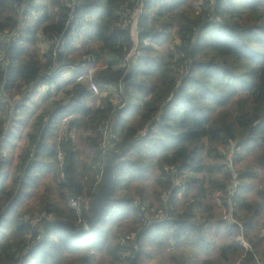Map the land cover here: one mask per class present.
Segmentation results:
<instances>
[{
	"label": "trees",
	"instance_id": "1",
	"mask_svg": "<svg viewBox=\"0 0 264 264\" xmlns=\"http://www.w3.org/2000/svg\"><path fill=\"white\" fill-rule=\"evenodd\" d=\"M76 2L74 24L87 21L85 30L68 26L72 0H0V41L20 29L16 42H0L6 61L0 62V151L28 141L15 174L8 159H0V264H63L80 252L86 254L71 264H96L98 252L120 261L127 251L126 264H161L156 251L165 247V234L204 248L223 229L226 242L203 264H258L264 259V234L257 231L264 184L254 189L251 181L264 177V0H144L139 56L131 68L119 70L105 65L104 55L122 63L135 46L138 0ZM63 35L65 45L57 47ZM76 36L78 48L71 40ZM177 39L176 50L166 54L146 44L162 47ZM86 56L98 60L97 82L104 87L123 82L129 97L107 150L103 131L116 105L103 101L95 108L97 99L86 84L57 75L43 98L49 108L31 114V96L13 107L33 85L50 79L55 61L77 65ZM66 116L74 119L58 146ZM146 126L148 135L141 138ZM243 143L252 151L257 145L261 155L256 168L237 175L240 162L229 166L227 149L238 156ZM109 157L115 172L112 203L97 227L83 229L68 202L81 199L85 214L92 215ZM253 190L260 200H249ZM151 194L157 203L153 216L159 218L144 223L139 216ZM32 202L43 215L33 212ZM230 206L243 214L242 221L230 220ZM38 216L42 221L35 225ZM133 217L140 226L133 229L136 237H128L125 246H109L113 228Z\"/></svg>",
	"mask_w": 264,
	"mask_h": 264
},
{
	"label": "rangeland",
	"instance_id": "2",
	"mask_svg": "<svg viewBox=\"0 0 264 264\" xmlns=\"http://www.w3.org/2000/svg\"><path fill=\"white\" fill-rule=\"evenodd\" d=\"M203 0H200V3H202ZM198 7H199V4L196 3L194 5V8L198 10ZM55 12V11H54ZM56 13V12H55ZM214 28V26H213ZM150 41H146V44L147 45H150L153 47L154 50L158 51V52H161L163 54H166L168 51H172V50H176L175 49V46L179 45V40H175L173 43L171 44H165L163 45L162 47L158 46V45H152L151 43H149ZM41 55L44 54L43 51L40 52ZM40 55V56H41ZM109 54H105L104 55V63L105 65H109L110 67H113L114 70H119L121 69L122 66L124 63H118V62H113L111 64H108L109 60H108V57ZM118 64V65H117ZM120 67V68H119ZM96 76V75H95ZM97 84H99L100 86V93L99 95L95 98L97 99L96 101H99L100 104L102 105L103 101L105 102H109V101H114L116 100V95L114 94V91H111V92H106L103 87L99 82H97ZM46 95V94H45ZM45 95L43 96V98H45ZM125 104L123 103H120V102H115L114 105H117V109L113 115V117L111 118L110 120V125L108 127V130L107 131H103V137H105V142H106V145H105V150H107L109 148V145L111 144L112 145V139H113V132H114V127L117 125L118 123V120H119V113L122 109V106L125 105L127 106L129 104V97H128V93L125 91ZM23 96V95H22ZM22 96H19L15 103H20L22 101L21 104H19L20 106L24 105V102L31 96H28V97H22ZM22 97V98H21ZM33 96H31V99H32ZM42 99H39L38 101H36V103H32L31 100L28 101V105L31 106V114L36 111V113L38 112H41L42 111V108L45 107V109L49 108L48 105H46L44 102V100ZM38 105H41L40 107H38ZM19 106V107H20ZM100 106V105H99ZM31 114H29V118L31 116ZM74 118L68 120V122H63L62 121V125H61V133L59 134L62 135V138L64 139V136L67 134V132L69 131V128H70V123L73 121ZM64 123V124H63ZM146 130H149V126H146L145 127ZM27 133V131L25 130L24 132V135ZM73 139L78 142V136L79 134L75 133V131H73ZM116 137V141H119L120 140V137L119 136H115ZM4 138V137H3ZM62 142L63 141H59L58 140V146H61L62 145ZM19 145H23V146H19ZM28 145V141L26 140V138H24L22 140V142H20L15 148H10L9 150L7 151H0V159L1 158H7L8 159V162H9V169L12 170V172L15 174V170L16 168L18 167L19 165V156L20 154H22L23 152V149H25V147ZM250 148H253V149H256L255 151H252L251 149H248L247 145L245 143H243V149L241 150L240 152V149H238V153L240 152V154L238 156H235V151L234 152V160L233 162L236 163L237 160L240 162L239 163V167L235 168V171L238 174L239 173V169H254L257 167V158L259 157V155H261V150L259 151V148L260 147H257V145H252ZM224 150V151H223ZM222 151L223 152H226V149H223ZM228 150V149H227ZM62 152V156H60L59 154V159H63L64 157V152L60 149H58V153L59 152ZM225 154V153H224ZM227 158L229 159V155H227ZM231 158H233V155H231ZM209 162V160H208ZM228 162V160H227ZM229 163V162H228ZM212 164V163H210ZM1 172V171H0ZM179 179H182V178H179ZM178 179H176L177 181ZM185 180V179H183ZM264 180V177L262 175H259L258 178H256L254 181H251L252 183H254V189H257L260 187V185L264 184L262 183V181ZM180 181V180H179ZM251 182H247V183H251ZM1 183V182H0ZM177 183V182H176ZM175 183V184H176ZM180 183V182H179ZM178 183V184H179ZM251 183V185H252ZM260 183V184H259ZM153 184V181L151 182V185ZM151 188H153L151 186ZM153 191H151L152 193ZM168 195V193H167ZM167 195H164L163 196V200L164 201H167ZM179 197L180 199H183V195L182 194H179ZM248 198L249 200H260L256 191H251L248 195ZM76 199H73L71 198L68 202V207L70 208V210H72L71 208V202L72 201H75ZM139 201V199H137ZM148 203H146V208H145V214L144 215H141L139 216L140 217V221H143L145 220L144 223H147L148 221H152L153 218L155 216L154 213L156 212V207H157V203H156V198L153 197V195L151 194L150 198L147 199ZM83 205H87L86 202L82 201ZM33 204V208H34V213H37V214H40V215H43L42 212L39 210V206L37 203L35 202H32ZM151 204H154L155 208H151L150 209V206H152ZM84 207V208H85ZM231 208V206H230ZM73 211V210H72ZM33 213V214H34ZM41 217V216H38V218ZM53 218V216H51ZM230 220L232 222H240L242 221L243 219V214H239L235 212V209H232L231 208V212H230ZM138 218V216H137ZM136 218V220H137ZM156 218V217H155ZM218 220V219H217ZM80 223V222H79ZM258 225H257V231L258 230H261L264 234V210L262 211L258 221H257ZM84 228L83 229H87L88 230V227L87 226V222L85 220V222H82L80 223ZM86 224V225H85ZM115 226L114 223L111 224V227ZM138 227V228H137ZM140 226H137L136 224V221H135V217L130 218L128 219L123 225L122 227H114L113 228V235L110 236V239H109V246H117V245H120V246H125L126 243V239L131 238V239H134L136 237V234L133 235V232L134 228H137V230L139 229ZM166 237V234L164 235V238ZM43 238V236H41V238H39L40 240ZM163 238V239H164ZM39 240V241H40ZM226 237L224 235V229L223 231L217 235V237H209V244H205L204 245V248H200V246H192V250L191 253L193 252H196V251H201V250H204L206 251L200 258H194L195 260H190L188 261L187 263L189 264H203V262L205 260H208V259H215L216 256L218 255L219 253V247L220 245H223V243L226 242ZM164 241V245L165 247L156 251L157 253V259L161 264H173V263H177V262H180V261H185V257L184 255L188 253L187 249L191 250V248H188L190 247V240L187 239L185 241H182L180 243H175L176 241H174L172 238H170V235H168V241L169 243L166 242V240H163ZM38 242V241H37ZM246 242V241H245ZM181 243L183 244V246L185 247V249H178V246L181 245ZM247 243V242H246ZM248 244V243H247ZM251 247V246H250ZM246 251H251L252 248H249L248 250L245 249ZM86 252H91L90 250H87L86 249ZM82 254H86V253H83V252H80L79 254H74L72 255L71 257H68L67 259H65L63 261V264H71V262L75 259L77 260V258H79ZM88 254V253H87ZM98 254H100L98 252ZM128 256H130L129 252L127 251V253H124L123 255H119V257H121L120 261H116L115 259H112V257L110 255H108V253H106L103 257L100 258V255L97 256V263L96 264H126V259L129 258ZM259 259V258H258ZM74 260V261H75ZM227 264V263H226ZM236 264H240V262L236 263ZM258 264H264V259L260 257V259L258 260Z\"/></svg>",
	"mask_w": 264,
	"mask_h": 264
},
{
	"label": "built area",
	"instance_id": "3",
	"mask_svg": "<svg viewBox=\"0 0 264 264\" xmlns=\"http://www.w3.org/2000/svg\"><path fill=\"white\" fill-rule=\"evenodd\" d=\"M142 1H144V0H138V4H136V8H135V11H134V27H135V30H136V33H135L136 44L128 52L125 60L123 61V63H124L123 67L131 68V66L134 63H136L137 58L139 56V36H140L139 35V23L141 21V18L146 15L144 10H143V8L140 5V3ZM79 7H80V5L76 2V0H72L71 13L69 15L68 26L73 25L75 27L76 31L78 30L77 26L79 27V25L82 27L83 30H85L87 28V24H86L87 21L82 23V24H80V23L74 24L76 22L74 11H75V9H77ZM19 31H20V29H17L13 33L4 36L1 39L0 42L2 44H9L10 42L11 43L12 42H16L18 40V38H19ZM64 36L65 35H63L60 39L57 40V42H56L57 47H62V46L65 45ZM71 40H74V44H75L76 48H78L80 46L81 40H80L79 37L76 36L75 38H71ZM46 50H47V46L45 45L42 48V51L45 53ZM83 61L84 62H81L80 64H77V65H67V66H60L55 61L53 69H52L51 73L49 74V78L50 79L46 78L43 81H39L37 84L33 85L23 97L26 98V97H28L30 95L33 96V95L38 94V93L46 94L47 92H49L53 88V83L50 81L51 78H53V77H55L57 75H60L63 78H66V77L73 78V80L77 84H86L88 90L93 94V96H95V97L98 96L100 91H101L100 86H99V84H97V81H96V78H95L96 72H97V70L99 68L98 60L95 57H93V56H86V57H84ZM0 62H2L4 64L6 63L3 54H0ZM124 86H125V84L123 82H121L118 87H103V89L107 93L111 92V91H114V94L116 95L115 102L118 101L120 103L125 104L126 100H125V95H124L125 94V87ZM115 102H114V104H115ZM21 103H22V101L20 103H17V102L14 103L13 107H19L20 106L19 104H21ZM125 107L126 106L123 105L121 110H123ZM116 109H117V105H116ZM116 109L114 110L112 115H114ZM72 118H74V117L73 116H66L63 119V122L66 123V122H68V120H70ZM109 125H110V121L105 126V128H104L105 131L108 130ZM70 135L72 136L73 132H70ZM147 135H148V130H146V128H145V129H143L141 131L140 137L141 138H145ZM58 140L59 141H63L62 135H60L58 137ZM105 145H106V142L103 145V149H105ZM59 154H60V156H62V152L61 151L59 152ZM227 155H229V159H228L229 163L228 164H229V166L232 167L234 165V162H233V160H234V152L227 150ZM231 155H233V158H231ZM236 177H237V175H236ZM176 182L178 184L180 181L177 180ZM235 188H237L236 185H235ZM71 208H72L73 211H75L79 215V222L80 223L85 222V220L82 217L84 209H85L84 206H83L82 200L81 199H77L75 201H72L71 202ZM156 218L158 219L159 217H156ZM41 221H42V218L40 217V218H37L34 223H35V225H37ZM175 243H177V242H175ZM241 243H242L244 249L248 250L249 248H251L250 245L247 244L243 239L241 240Z\"/></svg>",
	"mask_w": 264,
	"mask_h": 264
},
{
	"label": "water",
	"instance_id": "4",
	"mask_svg": "<svg viewBox=\"0 0 264 264\" xmlns=\"http://www.w3.org/2000/svg\"><path fill=\"white\" fill-rule=\"evenodd\" d=\"M114 165L111 158H108V162L105 168L102 184L99 187L95 198L91 203L92 215H85L88 230L97 227L105 214L106 209L112 203V189L114 184Z\"/></svg>",
	"mask_w": 264,
	"mask_h": 264
},
{
	"label": "crops",
	"instance_id": "5",
	"mask_svg": "<svg viewBox=\"0 0 264 264\" xmlns=\"http://www.w3.org/2000/svg\"><path fill=\"white\" fill-rule=\"evenodd\" d=\"M108 64H111V63H113V62H118L113 56H111V55H109L108 57ZM118 63H120L121 64V62H118ZM123 63V62H122ZM118 65V64H117ZM120 67H123V65L122 66H120ZM119 67V68H120ZM62 80L64 81V82H69V81H71V80H73V78H70V77H66V78H62ZM45 94H42V93H38V94H35V95H33V97H32V99H31V102L32 103H36V101H38L39 99H41V98H43V96H44ZM97 97V96H96ZM95 96H93L92 98L93 99H95L96 98ZM17 99V98H16ZM16 101V100H15ZM41 101H42V99H41ZM14 102V101H13ZM99 105H101L100 104V102L99 101H96V103H94V106H95V108H99L100 106ZM26 135V134H25ZM19 146H23V145H19ZM24 150V149H23ZM168 235H169V233H167L166 234V237L164 238V240H166V242L167 243H169V241H168ZM171 238V237H170ZM243 238H239L238 240H239V242L241 243V240H242ZM244 240V239H243ZM241 245H242V243H241ZM243 246V245H242ZM188 248H191V250H189V249H187V251H188V253L187 254H185L184 255V257H185V261H180V262H177V263H181V262H188V261H190V260H195L194 258H200L206 251H204V250H201V251H196V252H193V253H191V251H193L192 250V246H190V247H188ZM178 249L180 250V249H185V247L183 246V244L181 243V245H179L178 246ZM97 254V256L98 255H100V254H98V253H96ZM101 257H103L102 255H100V258ZM173 264H176V263H173Z\"/></svg>",
	"mask_w": 264,
	"mask_h": 264
}]
</instances>
